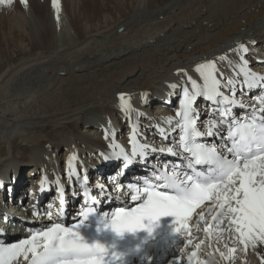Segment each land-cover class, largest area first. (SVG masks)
Listing matches in <instances>:
<instances>
[{"label": "bare ground", "instance_id": "1", "mask_svg": "<svg viewBox=\"0 0 264 264\" xmlns=\"http://www.w3.org/2000/svg\"><path fill=\"white\" fill-rule=\"evenodd\" d=\"M59 5V19L52 0L0 5V185H5L0 187V201L18 205L21 212L0 213V241L5 243L18 242L54 222L76 224L72 216L78 213L70 211L75 187H84L83 176L90 189L105 183V178L112 181L122 162H103L102 156H111L113 145L130 151L133 125L141 143L165 152L157 151L146 162L137 158L117 182H140L150 170L178 163L167 153L168 147L178 150L177 133L165 140L158 127L170 129L168 118H173V125L177 120L179 86L185 84L182 70L198 78L192 66L215 59L225 76L234 75L233 49L244 43L251 70L264 74V0H59ZM221 55L229 60L219 61ZM172 84L178 88L172 89ZM120 93L132 105L127 113ZM259 94L253 91L240 99L251 103ZM197 105L204 109L201 99ZM165 106L170 108L156 112L161 121L155 122L153 110ZM208 112L199 121L215 119ZM237 115H245V110ZM109 134L111 139L106 138ZM202 141L220 143L216 137ZM74 153L79 180L66 175ZM41 180L48 192L56 193L42 205L37 202ZM60 187L66 201L62 218ZM126 190L124 184L121 191ZM53 199L58 201L48 209L54 214L50 223L31 219L48 220L37 210L47 208ZM124 199L103 200V212L114 211ZM27 212L31 215L26 218ZM197 219L193 215L189 221L191 244L171 225L139 258L117 264H173L174 259L189 264L193 251L197 256L191 264H261L264 246L244 250L227 232L217 240ZM206 219L213 223L211 215ZM20 224L26 228L18 230ZM229 248L237 251L224 259L221 252L227 254Z\"/></svg>", "mask_w": 264, "mask_h": 264}, {"label": "snow or ice", "instance_id": "2", "mask_svg": "<svg viewBox=\"0 0 264 264\" xmlns=\"http://www.w3.org/2000/svg\"><path fill=\"white\" fill-rule=\"evenodd\" d=\"M20 2L27 6L28 0ZM12 4L13 0H0V5ZM52 6L59 19V0H52ZM248 53L249 48L244 43L233 49L234 75L225 76L215 59L196 64L198 78L182 70L180 74L185 84L179 86V107L175 113L179 119L173 125V118L169 117L170 129L158 127V132L165 140L179 133L178 150L168 147L167 153L180 156L184 163L172 165L171 171L165 165V170L159 174L155 170L152 172L154 180L145 178L143 187L139 182H129L127 190L121 191L124 185L116 178H122L137 158L146 162L157 151L165 152L164 148L157 149L141 143L137 126L133 125L129 138L130 151L124 146L113 145L112 155L102 156L103 162L113 159L122 162V170L112 177V181L108 182L105 178V183H95L90 189L88 177H82V218L87 219L96 210L94 205L103 203L105 199L116 201L121 197H130L135 206L124 199L122 203L127 206L116 207L111 213L103 215L106 221L104 227L118 236L140 230L152 236L161 218L172 217V231L191 244L189 221L196 215V223L208 225L204 232L217 240L227 232L228 237L242 245L244 250L250 247L256 251L264 246V74L251 70L246 58ZM218 59L226 61L229 57L221 55ZM171 88L177 89L178 85L172 84ZM253 91L260 94L251 103L238 99V96L243 97ZM119 99L124 102L123 111L129 112L132 105L126 100V94L120 93ZM198 99L206 101L208 107L200 109ZM236 108L245 110V115H237ZM209 109L215 119L203 125L205 130H201L199 117ZM111 135L106 138L111 139ZM212 137L218 138L220 143L201 142ZM74 161L75 153L68 160L66 175L69 179L79 180L81 174ZM43 184L44 180H41L42 191ZM64 191V187L59 188L58 215L61 218L66 203ZM114 192L117 195H113ZM206 214L211 215L212 224H209ZM46 215L51 219L54 214L49 211ZM79 227V223L66 227L62 222H54L41 230L32 231L18 242L0 241V264H117L123 253L110 252L99 242H85ZM203 243L201 241L195 247L199 249ZM177 249L181 253L184 251L179 246ZM236 251V248H229L228 253L221 252V256L231 259ZM196 256L195 251L188 254L189 264ZM260 259L264 264V255ZM173 264L180 262L174 259Z\"/></svg>", "mask_w": 264, "mask_h": 264}, {"label": "rangeland", "instance_id": "3", "mask_svg": "<svg viewBox=\"0 0 264 264\" xmlns=\"http://www.w3.org/2000/svg\"><path fill=\"white\" fill-rule=\"evenodd\" d=\"M198 64V63H197ZM195 66L196 65H194V66H192L193 67V70H195ZM60 74L62 75V72H60ZM169 106V105H168ZM168 106H165V107H156L154 110H153V114H152V116H153V118H154V121L155 122H158V121H161L160 119H158L157 117H156V112H160V111H162L163 109H166V108H170V107H168ZM151 116V117H152ZM93 117V116H92ZM210 121H212V120H209V119H207L206 117H205V119H203V120H200L199 121V123H200V125H201V127L203 126V125H206L208 122H210ZM154 123V122H153ZM127 138V137H126ZM145 140V139H144ZM2 169H3V167L0 169V171H2ZM102 181H104V179H102ZM28 190H29V188H28ZM28 193V192H27ZM26 201H28V200H26ZM25 201V202H26ZM1 202L2 201H0V206L3 208V209H5L4 211H3V213H6V212H8V213H10V214H14V215H17V214H20L21 212H19L18 210H17V208H18V205H16V204H14L15 206H13V205H11V206H6V205H2L1 204ZM19 206H24V204H21V205H19ZM26 207H27V205H25ZM77 209L75 208V209H72V211L71 212H75ZM46 208H41V210H37V214L38 213H40V212H43L44 213V215H46ZM1 213V212H0ZM9 214V216H11ZM28 215H31V213H26V218L28 217ZM31 219L32 220H42L41 221V223H46V224H48L49 223V221L48 220H43L44 218H39L38 219V217H36V218H32L31 217ZM22 226H20L19 225V227H17V229H19V230H21L22 228L24 229V228H26V227H22Z\"/></svg>", "mask_w": 264, "mask_h": 264}]
</instances>
